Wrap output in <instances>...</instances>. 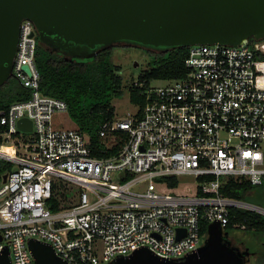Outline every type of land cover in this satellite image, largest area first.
<instances>
[{
	"label": "built area",
	"instance_id": "built-area-1",
	"mask_svg": "<svg viewBox=\"0 0 264 264\" xmlns=\"http://www.w3.org/2000/svg\"><path fill=\"white\" fill-rule=\"evenodd\" d=\"M249 38L188 45L180 76L147 83L141 106L100 124L107 154L96 156L75 124L55 122L66 104L40 91L35 27L22 19L11 70L29 96L0 109V148L14 153L0 151L13 163L0 180V251L10 264H34L29 238L67 264H102L140 246L181 258L202 243L203 221L223 226L230 207L247 208L220 185L264 182V38ZM22 117L29 131L18 128ZM68 183L76 187L65 202L57 190Z\"/></svg>",
	"mask_w": 264,
	"mask_h": 264
},
{
	"label": "water",
	"instance_id": "water-1",
	"mask_svg": "<svg viewBox=\"0 0 264 264\" xmlns=\"http://www.w3.org/2000/svg\"><path fill=\"white\" fill-rule=\"evenodd\" d=\"M25 18L34 24L40 44L71 61L90 60L98 50L119 43L159 51L264 38V0H0V85L13 76L19 23ZM17 126L29 131L31 122L22 117ZM224 234L213 220L202 243L181 258L161 257L140 246L102 264H243ZM27 246L34 264H67L47 242L29 238ZM0 264H10L6 246Z\"/></svg>",
	"mask_w": 264,
	"mask_h": 264
},
{
	"label": "trees",
	"instance_id": "trees-1",
	"mask_svg": "<svg viewBox=\"0 0 264 264\" xmlns=\"http://www.w3.org/2000/svg\"><path fill=\"white\" fill-rule=\"evenodd\" d=\"M113 45L98 50L92 59L84 61L65 59L61 54L49 51L38 41L34 54L40 91L65 102L68 116L88 136L91 153L96 156L107 154L97 131L103 121L113 118L112 98L122 92L120 66L111 59ZM187 49V45L159 51L145 49L150 55L151 64L138 75L137 81L143 82L141 86L133 81L127 83L129 100L141 106L144 102L143 89L151 79L180 76L184 71L183 58ZM28 96L29 89L9 77L0 85V109L6 108L14 100ZM12 165V162L0 157V180ZM256 185L245 179L229 178L220 185V191L231 198L246 200L253 197L252 190ZM60 187L63 188L64 185ZM57 192L65 198L62 191ZM234 225L261 231L264 230V215L253 209L230 207L226 226ZM201 229L205 231V221L201 223Z\"/></svg>",
	"mask_w": 264,
	"mask_h": 264
},
{
	"label": "rangeland",
	"instance_id": "rangeland-1",
	"mask_svg": "<svg viewBox=\"0 0 264 264\" xmlns=\"http://www.w3.org/2000/svg\"><path fill=\"white\" fill-rule=\"evenodd\" d=\"M125 44V45H121ZM111 59L115 64L120 66V74L122 76V92L112 98V104L114 105V115L121 117L127 115L129 112H133L136 108V104L132 103L128 97L127 83L131 81H137L138 75L149 66L150 58L149 53L144 49L136 45L128 43H119L111 47ZM136 62V64H134ZM12 79L16 80L13 76ZM164 79L153 78L149 82L151 84H162ZM139 81H137L138 83ZM54 120L61 126H72V122L67 112H56L54 114ZM192 183V180H189ZM75 185L68 183L67 186L60 187V191L65 194L64 201H69L73 197V190ZM192 189V188H190ZM253 197L249 199H243L244 201L256 204L264 208V183L256 185L252 190ZM264 215V212H259ZM258 240H264V232L258 233ZM263 247L259 244L258 248Z\"/></svg>",
	"mask_w": 264,
	"mask_h": 264
},
{
	"label": "flooded vegetation",
	"instance_id": "flooded-vegetation-1",
	"mask_svg": "<svg viewBox=\"0 0 264 264\" xmlns=\"http://www.w3.org/2000/svg\"><path fill=\"white\" fill-rule=\"evenodd\" d=\"M225 237L228 242L234 246L236 252L240 255L243 264H264V240H258V231L256 229H247L243 226H222ZM259 244L263 247L258 248Z\"/></svg>",
	"mask_w": 264,
	"mask_h": 264
},
{
	"label": "bare ground",
	"instance_id": "bare-ground-1",
	"mask_svg": "<svg viewBox=\"0 0 264 264\" xmlns=\"http://www.w3.org/2000/svg\"><path fill=\"white\" fill-rule=\"evenodd\" d=\"M0 151H1V152L3 151V152H4L5 154H7V155L14 156L13 148H12V146L9 145V144H4V145H2L1 148H0Z\"/></svg>",
	"mask_w": 264,
	"mask_h": 264
},
{
	"label": "crops",
	"instance_id": "crops-1",
	"mask_svg": "<svg viewBox=\"0 0 264 264\" xmlns=\"http://www.w3.org/2000/svg\"><path fill=\"white\" fill-rule=\"evenodd\" d=\"M71 122H72V124H74L72 120H71Z\"/></svg>",
	"mask_w": 264,
	"mask_h": 264
}]
</instances>
